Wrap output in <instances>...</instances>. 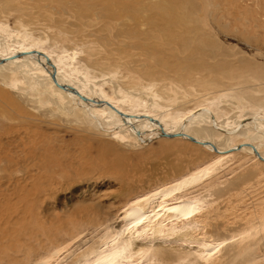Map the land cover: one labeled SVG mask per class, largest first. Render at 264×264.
I'll return each mask as SVG.
<instances>
[{"label": "rangeland", "instance_id": "obj_1", "mask_svg": "<svg viewBox=\"0 0 264 264\" xmlns=\"http://www.w3.org/2000/svg\"><path fill=\"white\" fill-rule=\"evenodd\" d=\"M126 28L135 35L116 36ZM22 37L53 60L75 52L74 83L94 81L91 101L102 96L125 111L124 102H139L157 116L155 105L172 116L193 112L187 130L221 143L226 137L198 118L211 114L214 126L240 127L229 139L251 137L264 154V0H0V52ZM11 62L0 70V264L91 262L124 232L121 218L134 201L202 169L196 186L174 195L197 199L194 221H175L144 261L264 264V162L235 153L221 163L210 142L122 136ZM98 101L82 104L100 109ZM205 241L218 247L202 258Z\"/></svg>", "mask_w": 264, "mask_h": 264}, {"label": "bare ground", "instance_id": "obj_2", "mask_svg": "<svg viewBox=\"0 0 264 264\" xmlns=\"http://www.w3.org/2000/svg\"><path fill=\"white\" fill-rule=\"evenodd\" d=\"M105 9L106 8H104V10ZM132 14L134 13L127 12V17H124L126 19L130 17L129 19H131L133 17ZM110 16H114L115 20H117L118 18L121 20V16L115 14L114 12L110 14ZM131 20L133 21V23H138L137 20ZM128 30L129 28L127 29V31L118 30L116 36L121 37L128 35L129 38H131L132 35L133 37L135 34ZM168 40L173 41V38L168 37L167 42H169ZM24 41H27V37L21 38L22 43L16 42V45L10 46L12 48H8L3 52H0V70L3 69L6 65H8L6 64L8 60L13 61L11 63L19 65L22 69V72L29 75L31 79H34L38 86H44L45 90L50 89L54 94L60 97H68L70 99L78 101L84 109L88 110L91 117L96 116L98 118H102L103 121H105L106 123L110 122L109 126L115 127V130H118L117 134L120 133L122 136L124 134H127L128 136L139 139H141L143 136V138H146V140L149 138H165L168 141V139L181 137L182 139L189 140L190 142L196 141L200 144L201 142H210L212 143V146H208L206 148L219 158H224L221 163H224L228 156H231L235 153H245L247 155H252L255 159H258L260 161H258L259 164L264 162V154L262 158V153L259 147L252 142L251 137L240 143H237L236 140L229 139L237 132V130L240 129V127H237V124H235L233 127L228 126V128H231L229 130L225 129L222 126H219V124L216 125L218 127L217 128L216 126H214L215 120L211 121V117L215 116H211V114H201L198 118L205 117L209 123H213V125L210 124L212 125V130L214 129V131L212 132H215L217 135L220 136L224 135L226 137L222 139L223 141H221V143H215L213 141L207 140L206 138H199V136L193 134L191 130H187L186 126L188 125V122L185 121L190 118L188 116H191L190 114H192L193 112L188 113V116L186 115V113L180 116H172L171 114L163 111L162 108H160L159 106L155 105L154 108H156L157 111H160L159 113L161 115L157 116L152 113L150 105L147 106L139 102H135L132 105L133 102L129 101L123 103L124 105L129 107L128 110L125 111L123 107L121 109L117 106L118 104L113 103L109 99L102 96L96 98L97 100H101L98 101L101 103H97L98 106L102 105L100 109H98L97 107L93 108L92 106L87 107V105H84L82 103L95 104L94 102H97V100L91 101V99L95 98L89 99L90 97L88 95V90L94 84V81L91 78H86L82 87H79L76 83H74L73 78L76 77L75 74H77V71L75 69V62L72 60L74 59L76 53H67L66 55L61 54L53 60L51 59V56L49 54L42 51V47H39L35 43L27 45L26 43H23ZM168 44L166 43L165 46H167ZM142 45L143 44H136V49H142V51L144 50L148 52H151L152 50H157V46L154 47L153 45ZM160 50L162 51L161 47ZM38 53L42 54V57L45 60L43 58L37 59L35 56L40 57ZM46 58L49 60L48 63ZM45 61L47 65L51 63L50 66L52 67L50 71L46 70ZM53 72H55V77L52 76ZM60 74L64 77V79L61 78ZM61 86L67 88L63 89ZM82 88L86 90V93L81 90ZM72 92L77 93L78 96L72 94ZM105 101L111 103L117 110L121 112V114H117L122 118L124 122L115 113L111 112L114 111V109ZM154 104L155 102H153L151 105ZM142 105L145 106L146 110H139V107H141ZM103 106L109 107L111 111L108 110L109 108H102ZM126 116L129 118H127ZM190 119L189 121H191ZM260 120V118H252V121L254 122ZM184 123H186V125ZM251 126L255 129V132L258 134V125L256 126L255 124H253ZM262 127L264 128V126ZM137 134L138 136H136ZM146 134H148V136ZM225 144L227 145L226 147ZM105 150L108 151V148H106ZM205 170L206 169H202V171L195 172L191 175V177L176 182V184L172 187L164 188L162 190H159L158 192H155L154 194H151V196L134 201L132 203L133 207L131 206V209L126 212L121 218V222H123L124 224L122 229L124 230V232H127V237H124V235V238L122 237V233H124L121 232L122 230L118 232L116 231L114 236H112L111 238L108 237L110 239H108L109 241L105 243L104 248L97 249L95 251L96 255L94 260L85 264H146V262H150L144 260L146 259V254L148 252H151V254L155 256L154 250L150 247L153 246L151 245L152 242H166L169 237L166 234H169V230L172 231V229L175 227V221H194L193 217L196 211V209L194 208V201L197 199L195 198L194 200H182L180 197H176L174 195L183 193L189 188L196 186V183L204 178ZM156 198H158L159 202L156 201ZM155 201L156 203H158L155 204ZM147 240H149L150 243L148 247L144 248L143 245H140V243L144 244V242H146ZM180 241L178 242L180 243ZM216 247L218 246L210 244L209 241H205L204 243H201L197 247V249L198 253L203 255L202 258H204L210 257L209 254L213 252ZM158 248H161V245L158 246ZM159 253L163 254V251Z\"/></svg>", "mask_w": 264, "mask_h": 264}, {"label": "water", "instance_id": "obj_3", "mask_svg": "<svg viewBox=\"0 0 264 264\" xmlns=\"http://www.w3.org/2000/svg\"><path fill=\"white\" fill-rule=\"evenodd\" d=\"M82 99H84V98H82Z\"/></svg>", "mask_w": 264, "mask_h": 264}]
</instances>
